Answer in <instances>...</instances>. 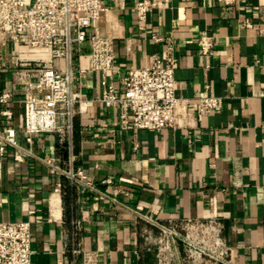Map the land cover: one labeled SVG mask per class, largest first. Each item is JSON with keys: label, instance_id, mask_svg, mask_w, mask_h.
<instances>
[{"label": "crops", "instance_id": "crops-1", "mask_svg": "<svg viewBox=\"0 0 264 264\" xmlns=\"http://www.w3.org/2000/svg\"><path fill=\"white\" fill-rule=\"evenodd\" d=\"M134 1L104 0L94 24L113 39L115 85L122 93L133 67L164 57L171 45L176 94L187 99L184 126L123 128L120 108L100 101L102 75L89 69L85 46L74 145L93 187H76L45 162L64 157L54 134L27 142L25 95L13 76L23 49L0 47V95L12 94L0 103V133L15 128L29 151L21 160L11 146L0 154V222L31 221L33 264H167L151 219L214 218L224 225L229 264H264V0H157L146 21ZM203 31L215 42L206 56L197 44ZM205 95L222 97L223 108L199 118Z\"/></svg>", "mask_w": 264, "mask_h": 264}, {"label": "built area", "instance_id": "built-area-1", "mask_svg": "<svg viewBox=\"0 0 264 264\" xmlns=\"http://www.w3.org/2000/svg\"><path fill=\"white\" fill-rule=\"evenodd\" d=\"M223 1L226 6H232L247 0ZM156 7L157 0L134 1L140 21H146ZM107 8L104 0H0V47L15 44L23 49L13 76L25 95L27 142H32L35 134H54L64 157L45 162L52 173L65 176L76 187H93L83 169L76 165L74 145V121L84 102L77 86L87 71L77 67V63L85 46L89 69L102 75L100 101L106 107L120 108L123 128L134 131L179 128L184 126L187 115V99L176 94V61L171 45L164 57L155 54L150 65L133 67L123 78V92L118 91L114 82L113 39L94 31L95 22ZM197 44L199 53L206 56L214 47V37L203 31ZM27 51H37L40 56L27 57ZM2 66L0 59V69ZM11 98V92L4 91L0 103L5 105ZM222 108V97L205 95L199 97L196 113L202 118ZM3 113L11 115L8 108ZM8 146L15 149L18 160L29 152L18 142L13 127L0 133L1 155ZM151 221L161 232L162 262L230 263L227 258L230 247L223 239L224 225L219 220ZM0 264H33L31 221L0 222Z\"/></svg>", "mask_w": 264, "mask_h": 264}]
</instances>
